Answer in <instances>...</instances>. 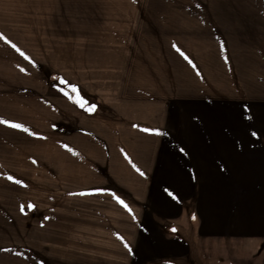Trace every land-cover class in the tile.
Here are the masks:
<instances>
[{
  "label": "rangeland",
  "instance_id": "1",
  "mask_svg": "<svg viewBox=\"0 0 264 264\" xmlns=\"http://www.w3.org/2000/svg\"><path fill=\"white\" fill-rule=\"evenodd\" d=\"M0 33L20 49L0 39V264H141L165 221L191 263L260 264L155 215L163 187L144 184L213 79L246 68L264 86V0H0Z\"/></svg>",
  "mask_w": 264,
  "mask_h": 264
},
{
  "label": "crops",
  "instance_id": "2",
  "mask_svg": "<svg viewBox=\"0 0 264 264\" xmlns=\"http://www.w3.org/2000/svg\"><path fill=\"white\" fill-rule=\"evenodd\" d=\"M248 38L243 35L242 41ZM250 74L245 68L213 79L206 97L194 99L195 112L183 113L180 128L163 136L165 156L149 165L144 184L163 187L155 195V215L195 216L196 235L240 243L248 260L264 253V90H257L262 85L254 76L248 79ZM225 83L229 91L222 88ZM165 222L168 238L146 228L152 250L142 252L141 264H194L178 226Z\"/></svg>",
  "mask_w": 264,
  "mask_h": 264
},
{
  "label": "snow or ice",
  "instance_id": "3",
  "mask_svg": "<svg viewBox=\"0 0 264 264\" xmlns=\"http://www.w3.org/2000/svg\"><path fill=\"white\" fill-rule=\"evenodd\" d=\"M0 39H3V40H5L6 43L11 44V47L15 48L16 51H18V52L20 51V49L17 48V46H16L15 44H13L10 40H8L7 37H5L2 33H0ZM177 50L179 51V49H177ZM21 55H24V53L21 52ZM25 58L27 59L28 57H25ZM186 58H187V57H186ZM22 71H23V69H22ZM73 91L76 92L77 89H76L75 87H73ZM74 103L78 104L79 107H81V108H85V105H86V102H85V101H84L79 95H77V97L75 98ZM95 108H96V106H95V105H92L91 107L86 108V111H88V112H93V111H95ZM0 122H3V123H9L7 120H3V121H0ZM11 127H13V128H17V129H23L24 131H27V129L24 128L22 124H16V123H14V124H11ZM145 131H148V129H145ZM157 134H159V133H157ZM181 151H183V149H181ZM137 171H139V169H137ZM140 174H141V175H144L143 172H141ZM11 178H12V177H9V179H11ZM165 191L168 192V189H165ZM168 195H169V196H173V194H172L171 192H168ZM112 196H113V197L116 199V201H117L120 205H122V206H123L128 212H130V213L132 212V209L128 206V204H127L124 200H122L119 196H116L115 193H112ZM173 198L175 199L174 196H173ZM30 207H31V205H30ZM21 210L23 211V208H21ZM192 219L195 220L196 217L193 216ZM172 231L175 232L176 229L173 228ZM118 238L121 239L122 241L124 240V238H123L122 236H119V235H118ZM124 247H125L126 249H128L129 252L132 251L130 245H129L127 242L124 243Z\"/></svg>",
  "mask_w": 264,
  "mask_h": 264
},
{
  "label": "trees",
  "instance_id": "4",
  "mask_svg": "<svg viewBox=\"0 0 264 264\" xmlns=\"http://www.w3.org/2000/svg\"><path fill=\"white\" fill-rule=\"evenodd\" d=\"M57 78H58L57 81L59 83L63 84L65 86V88L69 90V93L71 95L70 97L73 99V101L75 100V98L77 97V95H79L81 97V95L79 94L78 90L76 92L73 91V87H75L73 84H71L70 82L65 81L64 79H60L59 77H57Z\"/></svg>",
  "mask_w": 264,
  "mask_h": 264
}]
</instances>
